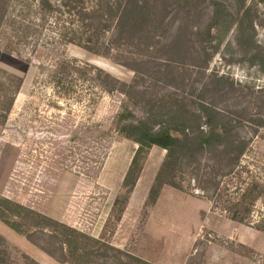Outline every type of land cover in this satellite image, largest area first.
Instances as JSON below:
<instances>
[{
	"label": "rangeland",
	"instance_id": "rangeland-1",
	"mask_svg": "<svg viewBox=\"0 0 264 264\" xmlns=\"http://www.w3.org/2000/svg\"><path fill=\"white\" fill-rule=\"evenodd\" d=\"M115 1L101 0L100 32L82 28L89 48L58 39L51 21L37 37L0 33V210L9 198L155 264H264V2L225 0L235 14L248 10L245 33L214 24L215 0H149L145 23L120 31ZM175 99L211 104L246 150L234 163L222 148L182 161L179 187L152 202L166 154L153 146L124 203L138 145L114 131L116 115L126 105L145 117ZM0 234L15 254L68 264L1 219Z\"/></svg>",
	"mask_w": 264,
	"mask_h": 264
},
{
	"label": "trees",
	"instance_id": "trees-1",
	"mask_svg": "<svg viewBox=\"0 0 264 264\" xmlns=\"http://www.w3.org/2000/svg\"><path fill=\"white\" fill-rule=\"evenodd\" d=\"M259 1L264 2V0ZM11 2L17 8L9 10ZM225 2V0H215V3L222 7L220 11L219 9L215 11L213 16L215 25L235 22L239 30L245 33L248 28L254 29V22L251 20V15L247 13L248 10L245 13L235 14L227 9ZM100 3L101 0H98L96 6H93L88 5L89 0H0V33L12 31L17 41L28 38L31 31L36 33L37 37V34L42 33L45 25L50 24L51 21V31L58 39L89 48L87 42L90 43L91 39L83 36L82 28L87 21H90L91 23L87 25L95 33L100 32L99 29L102 30L104 27L102 20L105 18L98 13ZM149 6V0H116V12L112 15L111 23H116L120 31L133 28L132 26L138 20L143 24L150 17ZM86 17H89V20ZM208 34L213 36L210 30ZM9 45V50H16L12 43ZM8 53L12 52L8 51ZM22 83L23 79L19 78L18 89ZM107 89L118 90L110 85ZM218 115H220L218 110L203 101L197 108H191L185 102H178L175 99L174 104H170L164 110H154L145 117L137 116L128 106L123 105L116 115L113 129L138 145L123 180L124 203L128 201L143 170V167L138 165L140 155L153 146L161 147L166 154L150 188L149 198L152 202L158 198L165 185L179 187L175 181V172L182 161L194 163L199 154L212 152L218 148H222L221 150L229 156L232 163L238 160L244 154L247 144L234 133L230 122H221ZM257 125L264 126V122ZM2 200L4 204L1 205L4 206L3 210H0V219L62 262L68 264H155L111 245L102 238L87 234L23 204L13 202L9 198L3 197ZM117 200H120V197ZM10 215L13 218H10ZM30 219L36 222L27 224ZM34 234L39 235L41 240H35ZM0 264L41 263L28 254H15L7 240L0 234Z\"/></svg>",
	"mask_w": 264,
	"mask_h": 264
},
{
	"label": "crops",
	"instance_id": "crops-1",
	"mask_svg": "<svg viewBox=\"0 0 264 264\" xmlns=\"http://www.w3.org/2000/svg\"><path fill=\"white\" fill-rule=\"evenodd\" d=\"M140 178H141V175H140ZM140 178H139L137 184H139V182H140V180H141ZM137 184H136V186H137ZM136 186H135V187H136ZM135 187H134V189H135ZM134 189H133V191H134ZM133 191H132V193H133ZM161 191H162V190H161Z\"/></svg>",
	"mask_w": 264,
	"mask_h": 264
}]
</instances>
